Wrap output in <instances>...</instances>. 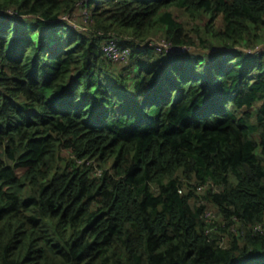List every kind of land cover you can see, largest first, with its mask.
Returning a JSON list of instances; mask_svg holds the SVG:
<instances>
[{
  "label": "trees",
  "instance_id": "1",
  "mask_svg": "<svg viewBox=\"0 0 264 264\" xmlns=\"http://www.w3.org/2000/svg\"><path fill=\"white\" fill-rule=\"evenodd\" d=\"M172 8L221 50L192 51ZM261 41L264 0H0V264H264Z\"/></svg>",
  "mask_w": 264,
  "mask_h": 264
},
{
  "label": "built area",
  "instance_id": "2",
  "mask_svg": "<svg viewBox=\"0 0 264 264\" xmlns=\"http://www.w3.org/2000/svg\"><path fill=\"white\" fill-rule=\"evenodd\" d=\"M83 4L84 2H80ZM90 15L86 20H89ZM87 22V21H86ZM126 42L125 39L122 37H113L109 38L103 45V50L106 54V57L114 62L118 63L120 62L121 64H126L130 58V52L131 49L128 46H124V43ZM137 45H141L139 42ZM147 45V44H146ZM141 45V46H146ZM149 46L156 48L157 52H163L166 51L168 54H178V53H186L190 50V48L186 45H173L168 43L165 40L161 41H154V40H149ZM248 53H259L260 51H264V46L262 47L261 45L257 46L253 50H246ZM216 186L212 181H207L206 183H203L201 185L197 186V192L202 193L203 191H206L208 189H212V191L216 190ZM197 201V204L199 206H203V211H202V218L207 222L208 228H207V233L211 234L213 232H216L218 230V225L217 221L221 223H225L220 216H218L217 212L214 210V208L211 206V204L207 203L204 199L199 198ZM233 220L238 221L239 218L236 216L232 217ZM221 226H224V224H221ZM263 228L262 224H256V225H249L247 226V230H261ZM244 230V231H242ZM245 230L246 228H239L238 223L236 226H233L231 228V231L234 234H238L239 232H242V235H245ZM222 238L224 236H221Z\"/></svg>",
  "mask_w": 264,
  "mask_h": 264
},
{
  "label": "rangeland",
  "instance_id": "3",
  "mask_svg": "<svg viewBox=\"0 0 264 264\" xmlns=\"http://www.w3.org/2000/svg\"><path fill=\"white\" fill-rule=\"evenodd\" d=\"M85 3L86 2H84L83 4L81 3L78 4L79 5L78 8L75 10V13H73L72 15L73 17L70 18L72 25L78 29H82V25L86 21H88L86 19L88 18L90 13H92L91 9H89V7L85 5ZM171 10L174 12V17H176V19H178V21L183 24L186 31L189 32L188 35L193 38V43L190 47L192 51L201 52L204 54V57L206 58L207 54L221 50L220 48H218V46L222 45V43L219 42L217 39H213L212 31L207 29L206 24L209 20L201 19V18L193 19L188 15V13L185 10L180 8H176V9L172 8ZM56 35L57 34H55L54 36ZM128 38L134 39L130 36H128ZM155 38L156 39L152 37L154 41L164 40V37H160V38L155 37ZM201 40L205 42L200 43ZM180 45H184V44H180ZM259 45L263 47L264 41H261ZM253 55H255V53H248L247 57L250 58ZM123 65L125 64H121L120 62H118L115 66L122 69L124 67Z\"/></svg>",
  "mask_w": 264,
  "mask_h": 264
}]
</instances>
